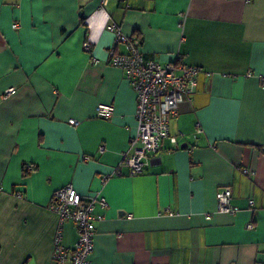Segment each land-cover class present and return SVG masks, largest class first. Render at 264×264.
<instances>
[{
	"label": "crops",
	"instance_id": "1",
	"mask_svg": "<svg viewBox=\"0 0 264 264\" xmlns=\"http://www.w3.org/2000/svg\"><path fill=\"white\" fill-rule=\"evenodd\" d=\"M110 22L145 59L180 54L203 69L169 122L178 145L164 138L134 176L111 175L137 101L109 61L111 47L127 51ZM262 75L264 0H0V264H56L48 204L67 183L108 202L91 264H264ZM99 103L112 117L97 116ZM221 187L234 213L218 211ZM76 239L65 222L62 243Z\"/></svg>",
	"mask_w": 264,
	"mask_h": 264
},
{
	"label": "built area",
	"instance_id": "2",
	"mask_svg": "<svg viewBox=\"0 0 264 264\" xmlns=\"http://www.w3.org/2000/svg\"><path fill=\"white\" fill-rule=\"evenodd\" d=\"M101 1L103 4L107 2ZM12 26L18 28L19 24L14 23ZM107 29L114 32L117 43L126 45L127 51L124 53H117L111 47L109 61L123 69L136 93L137 101L135 135L111 175H121L123 167H126L128 174L134 176L142 173L151 164L164 138H169L173 145H178L176 135L169 132V122L178 114L179 104L190 99L196 75L203 69L188 64L180 54L166 64H160L153 59L147 60L139 48L140 40L137 37L124 33L114 22H110ZM82 46L85 51H91L92 43L84 40ZM259 80L264 89V75ZM113 111L111 103H99L96 107L97 116L104 119L112 117ZM85 158L88 159V156ZM32 169L28 164L25 166L26 171ZM243 171L247 174L251 172L249 169ZM231 197L232 191L229 187H221L216 191L218 211H236ZM253 203L250 199L249 204ZM107 206L108 202L101 193L81 194L70 183L52 193L48 208L58 216L52 254L56 264H91L90 254L93 251L96 223L103 218V213L97 212L96 208L105 209ZM65 222L72 223L77 232V239L70 247L62 243V227ZM252 226V223L247 225L248 228Z\"/></svg>",
	"mask_w": 264,
	"mask_h": 264
},
{
	"label": "trees",
	"instance_id": "3",
	"mask_svg": "<svg viewBox=\"0 0 264 264\" xmlns=\"http://www.w3.org/2000/svg\"><path fill=\"white\" fill-rule=\"evenodd\" d=\"M27 175V173H24V176Z\"/></svg>",
	"mask_w": 264,
	"mask_h": 264
}]
</instances>
